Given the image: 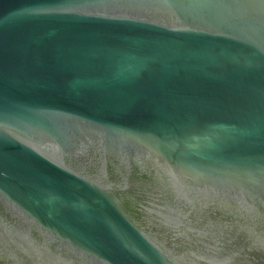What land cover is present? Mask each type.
<instances>
[{
    "label": "water",
    "instance_id": "95a60500",
    "mask_svg": "<svg viewBox=\"0 0 264 264\" xmlns=\"http://www.w3.org/2000/svg\"><path fill=\"white\" fill-rule=\"evenodd\" d=\"M0 264H264V0H0Z\"/></svg>",
    "mask_w": 264,
    "mask_h": 264
}]
</instances>
